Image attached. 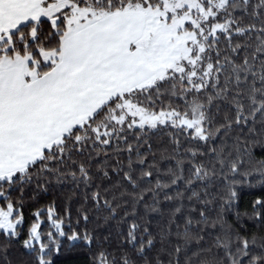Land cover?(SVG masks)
Wrapping results in <instances>:
<instances>
[{
	"label": "snow or ice",
	"instance_id": "snow-or-ice-1",
	"mask_svg": "<svg viewBox=\"0 0 264 264\" xmlns=\"http://www.w3.org/2000/svg\"><path fill=\"white\" fill-rule=\"evenodd\" d=\"M0 264H264V0H0Z\"/></svg>",
	"mask_w": 264,
	"mask_h": 264
}]
</instances>
